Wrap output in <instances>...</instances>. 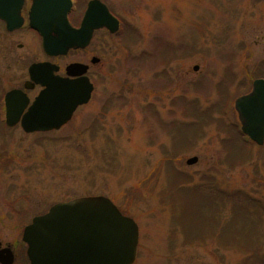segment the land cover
Wrapping results in <instances>:
<instances>
[{"label": "rangeland", "instance_id": "1", "mask_svg": "<svg viewBox=\"0 0 264 264\" xmlns=\"http://www.w3.org/2000/svg\"><path fill=\"white\" fill-rule=\"evenodd\" d=\"M101 1L121 26L77 55L99 59L88 104L46 135L0 129V244L27 264L32 218L104 197L138 226L134 264H264V146L232 134L233 102L264 78V0ZM34 41L0 46L3 91L44 58Z\"/></svg>", "mask_w": 264, "mask_h": 264}, {"label": "water", "instance_id": "2", "mask_svg": "<svg viewBox=\"0 0 264 264\" xmlns=\"http://www.w3.org/2000/svg\"><path fill=\"white\" fill-rule=\"evenodd\" d=\"M29 26L42 39L43 51L49 56H65L69 50L84 49L94 30H118V21L107 7L97 0L90 1L79 29L67 21L70 0H31ZM23 0H0V19L9 30L19 28V11ZM98 60L93 59L92 63ZM58 68L33 64L31 78L44 89L39 93L21 120L25 133L58 130L70 119L78 106L88 103L92 85L87 78L69 81L54 76ZM198 67L194 66L193 71ZM67 76L85 73L82 65L66 67ZM23 99L20 92L5 95L6 125L13 127L19 120L12 103ZM234 110L243 135L258 146L264 142V80L252 83L249 94L234 101ZM197 163L193 157L186 161ZM22 241L27 245L30 264H133L138 244L135 222L121 215L110 200L104 197L74 199L54 205L47 214L36 217L25 227ZM3 255V253H5ZM0 255V264H12L10 252Z\"/></svg>", "mask_w": 264, "mask_h": 264}, {"label": "flooded vegetation", "instance_id": "3", "mask_svg": "<svg viewBox=\"0 0 264 264\" xmlns=\"http://www.w3.org/2000/svg\"><path fill=\"white\" fill-rule=\"evenodd\" d=\"M90 1L91 0H71L72 7H71V10L68 14V21L73 28H79V26L81 24L82 17L84 15L85 10H86L87 4ZM99 1L102 2L101 0H99ZM30 7H31V2L29 0H24L22 3V6H21V10H20V17L22 20L21 21L22 24L19 28H14L13 30H9L7 27V24L2 19H0V38H1L0 39L1 40L0 46H5V47L8 46L7 43L9 42V40H12V38L15 35H17L18 33L26 31L27 33L31 34L35 38L34 43L36 45V48L40 49L39 46H41V38L39 37V35L36 32H34L33 30L30 29L29 23H28V15H29ZM118 21H119V27H120L121 22H120V20H118ZM98 33H104L108 37H114V36L118 35V33L115 35H111L105 29L96 30L93 32V35H92V38H91L89 45L83 50H71L64 57H49V56L44 55V58L42 60H35L36 59L35 58L34 61L29 62L28 66L25 69V72L24 73L22 72L19 77H13L12 76L8 79V81L6 80V82H8L9 84H12L6 91H3L4 88L2 89V87H1V79H0V129L2 130L3 134L9 130L12 131L14 129L21 130V132H23L25 135H44V134L46 135L48 133L56 132V131H50V132H36V133H29L28 134V133H25L21 128V120L27 114L29 108L31 107V105L34 102V99L37 97V95L42 90V87L39 86L38 84H36V82L31 78V75L29 73V67L32 64L50 63V64L57 66V68H58V71L54 74L56 76H59L61 78H68L70 81H76V80H79L83 77H86L89 80V82L91 83V80L89 77L90 69H92L96 64L99 63V59L96 57H92V56L86 57L89 61L88 63H86L87 59L83 60L81 57H78L77 55L82 54L88 47H90L92 41L94 40V37ZM71 55H74V58H72V60L68 61L65 64H63L61 62V59H66V57H71ZM93 59H97L98 62L92 63ZM70 64L83 65L84 66L83 68H85V74L83 76L67 77V75L65 74V68ZM13 84H15V85L13 86ZM11 91L20 92V96L23 98L22 100L21 99L15 100L12 103L11 112L16 114L17 115L16 117L19 119L13 127H9L6 125V112H7V110H6V105H5V101H4L5 95ZM82 107L83 106L78 107L76 111H78ZM242 137L245 141L252 144L245 136H242ZM252 145H254V144H252ZM263 146H264V142H263ZM263 146H261V147H263ZM6 250L11 251L12 256H13V260L15 262L18 258L15 251L8 245L0 244V255L2 252H5ZM5 254H6V252L3 253V255H5Z\"/></svg>", "mask_w": 264, "mask_h": 264}, {"label": "trees", "instance_id": "4", "mask_svg": "<svg viewBox=\"0 0 264 264\" xmlns=\"http://www.w3.org/2000/svg\"><path fill=\"white\" fill-rule=\"evenodd\" d=\"M232 134L234 135V137H235V135H236L235 138L238 140V137H240V132H239L238 125H237V126H234V129L232 130ZM232 134L228 132V136L232 137ZM232 138H233V137H232ZM232 138H230L229 140H232ZM226 143H229V142H226ZM185 148H186V147H185ZM229 158H230V156H229ZM241 159H242V160H241V164H242V163L244 162L245 158L241 156ZM174 183H175V187H179L180 185H183V184H184L182 181H179L177 178H175ZM180 189H181V188H180ZM189 192H190L191 195H194V196L196 197V194L191 193V191H189ZM177 194L180 195L182 201L186 200V197H184V194H181V192L179 191L178 188H177ZM232 199H233V197L230 198V200H232ZM183 205H184V204H183ZM218 240H219L220 243H221V241H224L223 238L220 239V236L218 237ZM236 242H237V241H236ZM236 242H235V243H236ZM226 243H227V242H226ZM227 245H228V244H227ZM231 246L235 247V249L240 250V251H244L243 248H245V247H244L245 244L242 245V246H241V244H236V245H235V244H232Z\"/></svg>", "mask_w": 264, "mask_h": 264}, {"label": "bare ground", "instance_id": "5", "mask_svg": "<svg viewBox=\"0 0 264 264\" xmlns=\"http://www.w3.org/2000/svg\"><path fill=\"white\" fill-rule=\"evenodd\" d=\"M74 114V113H73ZM71 119H72V116H71ZM71 119L69 120V121H71ZM69 121H68V123H69Z\"/></svg>", "mask_w": 264, "mask_h": 264}]
</instances>
